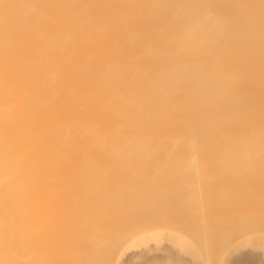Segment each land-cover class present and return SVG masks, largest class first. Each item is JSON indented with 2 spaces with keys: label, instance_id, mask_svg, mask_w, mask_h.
<instances>
[{
  "label": "bare ground",
  "instance_id": "obj_1",
  "mask_svg": "<svg viewBox=\"0 0 264 264\" xmlns=\"http://www.w3.org/2000/svg\"><path fill=\"white\" fill-rule=\"evenodd\" d=\"M203 253L264 264V0H0V264Z\"/></svg>",
  "mask_w": 264,
  "mask_h": 264
},
{
  "label": "rangeland",
  "instance_id": "obj_2",
  "mask_svg": "<svg viewBox=\"0 0 264 264\" xmlns=\"http://www.w3.org/2000/svg\"><path fill=\"white\" fill-rule=\"evenodd\" d=\"M158 191H159V193H161L160 190H158ZM158 194H157V196H158ZM180 205H181L180 203H170L167 205V208L164 209V211H165L164 213H167V212L175 213L174 220H177V221L185 219V218L190 219V217H191L195 222H197V224L199 225V228L201 230V238H202L201 243H202V245L203 246L204 245L205 246H208V245L212 246L214 243H217V241L216 242L210 241L207 237V234L209 232H211V230H213V227H215L214 222L212 221V216H209L207 214V200L206 199H197L194 202L192 200H190V205L186 211V214H184L183 208H181ZM187 212L189 213V215ZM161 230L164 233L169 234L173 239H178V240H182V241L185 240L186 242H190L191 244H193L194 247L199 245L198 241H196L194 238H191L188 234H186V232H184V230H182L180 228H176L172 225H168L165 228H161ZM221 237H223V236H221ZM221 237L219 236L220 240H221ZM222 239H225V236ZM216 240H217V238H216ZM206 242H208L209 244ZM220 242L223 243V240ZM217 244H219V243H217ZM215 251L216 250H213L212 252H210L211 258L214 257ZM216 254H215V256H216ZM203 261L204 262L206 261V257L204 255V253H203L202 263H203Z\"/></svg>",
  "mask_w": 264,
  "mask_h": 264
},
{
  "label": "crops",
  "instance_id": "obj_3",
  "mask_svg": "<svg viewBox=\"0 0 264 264\" xmlns=\"http://www.w3.org/2000/svg\"><path fill=\"white\" fill-rule=\"evenodd\" d=\"M182 263L183 264H201L202 261H201V258L198 256L196 258H192V257L188 256L187 258L183 259Z\"/></svg>",
  "mask_w": 264,
  "mask_h": 264
}]
</instances>
